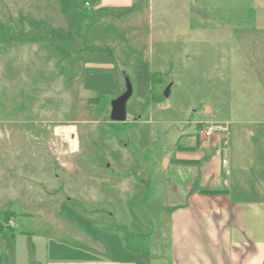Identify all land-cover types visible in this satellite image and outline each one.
Masks as SVG:
<instances>
[{"label": "rangeland", "instance_id": "rangeland-1", "mask_svg": "<svg viewBox=\"0 0 264 264\" xmlns=\"http://www.w3.org/2000/svg\"><path fill=\"white\" fill-rule=\"evenodd\" d=\"M7 1L0 0V264L94 257L93 239L170 264L163 191L181 137L204 121L264 127V30L248 24L253 6L43 0L38 19L53 25L35 39L7 26L13 15L22 19L20 3ZM34 45L45 53L20 55ZM124 73L133 87L128 119L114 122L110 103L126 89ZM70 124L76 147L64 130ZM256 141L264 150L258 132Z\"/></svg>", "mask_w": 264, "mask_h": 264}, {"label": "crops", "instance_id": "crops-1", "mask_svg": "<svg viewBox=\"0 0 264 264\" xmlns=\"http://www.w3.org/2000/svg\"><path fill=\"white\" fill-rule=\"evenodd\" d=\"M17 1L20 3L18 9L22 10V19L19 20L17 14L13 15V20L7 26H21L22 33L36 39L44 32H40V27L53 25L52 22L38 19L43 11V0H33L32 6L29 0ZM119 1L99 0L97 6H130L132 2ZM245 2L256 11L249 26L264 30V0ZM28 8H32L35 18H27ZM21 49L20 55L24 57L33 52L45 53L37 45ZM15 51L11 49L9 52L13 54ZM227 121L231 126L226 148L222 149L218 141L201 139L194 130L193 134L187 136L188 133H185L181 137L176 145L178 151L168 160L170 170L163 201L164 208L170 214V264H264V150H259L256 141L258 132L264 142V127L260 126L258 120ZM76 127L70 124L64 129L73 147L77 145ZM223 159H227L226 164H223ZM6 211L10 213V210ZM12 218L16 220V217ZM74 233L76 237V230ZM86 235L87 239H93L91 235ZM80 238L85 236L81 235ZM93 240L95 242L91 244H95L97 253L94 257L55 258L49 255L51 257L45 261L39 258L33 260L32 257L33 261L28 263L22 260V263L148 264L147 256L126 255L123 245L118 244L113 248L99 239ZM32 245L31 248L36 250L37 245ZM13 250L16 253L14 247ZM47 251L51 252L44 245V252ZM16 262L19 264V258Z\"/></svg>", "mask_w": 264, "mask_h": 264}, {"label": "built area", "instance_id": "built-area-1", "mask_svg": "<svg viewBox=\"0 0 264 264\" xmlns=\"http://www.w3.org/2000/svg\"><path fill=\"white\" fill-rule=\"evenodd\" d=\"M86 6L90 8V2H86ZM230 126L231 124L228 121H205L202 122L197 134L203 140L218 141L224 149L229 143ZM226 163L227 159H223V164ZM11 223L14 224V222Z\"/></svg>", "mask_w": 264, "mask_h": 264}, {"label": "water", "instance_id": "water-1", "mask_svg": "<svg viewBox=\"0 0 264 264\" xmlns=\"http://www.w3.org/2000/svg\"><path fill=\"white\" fill-rule=\"evenodd\" d=\"M125 78V86L126 89L124 93H122L117 98L111 101V113L110 118L114 122H126L128 119V111H127V104L130 97L133 94V87L131 84V80L129 79L128 75L124 73ZM171 86H168L165 90V96L168 97L170 94Z\"/></svg>", "mask_w": 264, "mask_h": 264}, {"label": "trees", "instance_id": "trees-1", "mask_svg": "<svg viewBox=\"0 0 264 264\" xmlns=\"http://www.w3.org/2000/svg\"><path fill=\"white\" fill-rule=\"evenodd\" d=\"M86 2H90V0H83V3H84V5H86ZM90 4H91V2H90ZM155 77V74H154V76H153V78ZM202 126V125H201ZM198 127V126H197ZM198 131V130H197ZM211 192V191H210ZM11 212V211H10ZM12 214H13V212H11ZM3 214H4V216H5V219L7 220V221H9V218H11L13 215L12 214H10L8 211H6V212H3Z\"/></svg>", "mask_w": 264, "mask_h": 264}]
</instances>
